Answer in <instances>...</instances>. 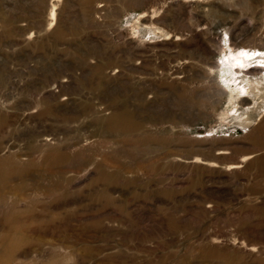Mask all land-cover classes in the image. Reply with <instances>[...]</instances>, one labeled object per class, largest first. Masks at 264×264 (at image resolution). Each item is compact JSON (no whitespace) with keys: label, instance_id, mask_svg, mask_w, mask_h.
Segmentation results:
<instances>
[{"label":"rangeland","instance_id":"obj_1","mask_svg":"<svg viewBox=\"0 0 264 264\" xmlns=\"http://www.w3.org/2000/svg\"><path fill=\"white\" fill-rule=\"evenodd\" d=\"M0 264H264V0H0Z\"/></svg>","mask_w":264,"mask_h":264}]
</instances>
